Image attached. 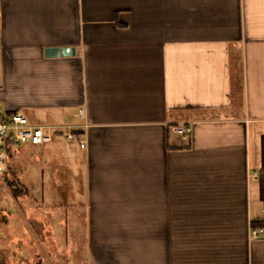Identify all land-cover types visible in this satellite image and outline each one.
<instances>
[{"label": "crops", "instance_id": "0c3cea01", "mask_svg": "<svg viewBox=\"0 0 264 264\" xmlns=\"http://www.w3.org/2000/svg\"><path fill=\"white\" fill-rule=\"evenodd\" d=\"M0 109L86 142L89 264H264V0H0Z\"/></svg>", "mask_w": 264, "mask_h": 264}, {"label": "rangeland", "instance_id": "374dc122", "mask_svg": "<svg viewBox=\"0 0 264 264\" xmlns=\"http://www.w3.org/2000/svg\"><path fill=\"white\" fill-rule=\"evenodd\" d=\"M57 137L11 151L0 186V264H89L86 175L71 141Z\"/></svg>", "mask_w": 264, "mask_h": 264}, {"label": "built area", "instance_id": "2783aa9c", "mask_svg": "<svg viewBox=\"0 0 264 264\" xmlns=\"http://www.w3.org/2000/svg\"><path fill=\"white\" fill-rule=\"evenodd\" d=\"M80 118L85 117V110L81 108L78 112ZM86 126H88L86 124ZM176 132L189 136L193 132V125L181 123ZM63 133L67 140L80 142L81 148L86 147V142L81 134L73 126L52 127L49 125L35 124L21 111L5 114L0 109V186L10 169L9 150L23 144L46 145L53 141L55 134ZM264 235V227L252 230L253 238Z\"/></svg>", "mask_w": 264, "mask_h": 264}, {"label": "water", "instance_id": "95a60500", "mask_svg": "<svg viewBox=\"0 0 264 264\" xmlns=\"http://www.w3.org/2000/svg\"><path fill=\"white\" fill-rule=\"evenodd\" d=\"M45 55L49 58L71 56L76 55V49L74 47H47L45 49Z\"/></svg>", "mask_w": 264, "mask_h": 264}, {"label": "trees", "instance_id": "16d2710c", "mask_svg": "<svg viewBox=\"0 0 264 264\" xmlns=\"http://www.w3.org/2000/svg\"><path fill=\"white\" fill-rule=\"evenodd\" d=\"M16 147H11V149L9 150V158H10V168H11V161L13 159V154L11 153V151H13ZM10 170V169H9Z\"/></svg>", "mask_w": 264, "mask_h": 264}]
</instances>
